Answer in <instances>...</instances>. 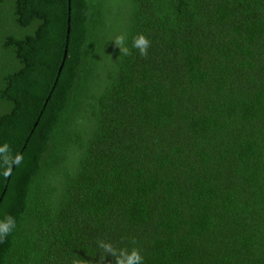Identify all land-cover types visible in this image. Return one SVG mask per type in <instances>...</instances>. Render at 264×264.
Listing matches in <instances>:
<instances>
[{
	"label": "trees",
	"instance_id": "1",
	"mask_svg": "<svg viewBox=\"0 0 264 264\" xmlns=\"http://www.w3.org/2000/svg\"><path fill=\"white\" fill-rule=\"evenodd\" d=\"M0 47V264H264V0H0Z\"/></svg>",
	"mask_w": 264,
	"mask_h": 264
},
{
	"label": "clouds",
	"instance_id": "2",
	"mask_svg": "<svg viewBox=\"0 0 264 264\" xmlns=\"http://www.w3.org/2000/svg\"><path fill=\"white\" fill-rule=\"evenodd\" d=\"M115 44L120 49V54L123 56L131 55L130 49L126 46V36L121 34L114 37ZM150 40L147 36L140 33L132 38V48L138 50L141 56L146 57L148 55V49L150 47ZM23 155L16 153L13 154L10 151V146L7 143L0 145V174L6 179L12 174L14 166H19L23 162ZM16 226L15 219L7 215L3 219H0V243H3L8 235L13 231ZM135 243V242H133ZM96 247L100 250L99 264H103L107 255H111L114 258L115 264H143V256L141 251L133 247L128 248H117L110 241L103 239L96 241ZM71 264H93L91 260L80 259L74 257L71 260Z\"/></svg>",
	"mask_w": 264,
	"mask_h": 264
},
{
	"label": "rangeland",
	"instance_id": "3",
	"mask_svg": "<svg viewBox=\"0 0 264 264\" xmlns=\"http://www.w3.org/2000/svg\"><path fill=\"white\" fill-rule=\"evenodd\" d=\"M13 28H16V27H13ZM17 31V29H16ZM1 48V47H0ZM9 57L8 56H5L4 55V52L1 51L0 49V74L3 72V71H6L7 68H6V64H5V61H8L10 59H8ZM11 67H9L10 69Z\"/></svg>",
	"mask_w": 264,
	"mask_h": 264
}]
</instances>
